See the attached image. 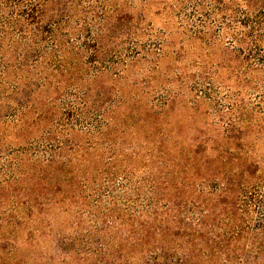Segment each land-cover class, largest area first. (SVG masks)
<instances>
[{"label": "rangeland", "instance_id": "374dc122", "mask_svg": "<svg viewBox=\"0 0 264 264\" xmlns=\"http://www.w3.org/2000/svg\"><path fill=\"white\" fill-rule=\"evenodd\" d=\"M80 1V9L90 6L87 33L71 37L62 58L53 53L42 60L35 58L30 72L22 70L16 79L11 74L5 84L0 80V90L6 94L12 86L23 91L17 96L16 109L12 104L0 105V217L17 222L13 229L20 264H59L67 257L59 255L57 238L83 235L89 227L97 234L94 224L104 219L111 220L104 234H113L117 231L113 219L127 217L128 195L116 187L114 179L109 188H102L97 178L77 189L68 186L65 192L76 193L77 199L69 196L49 215L28 207L33 204L35 180L27 145L62 139L61 128L67 127L73 128L67 140L83 142L78 130L94 122H85V111L108 110L106 120L119 130L109 131L104 141L117 139L128 145L133 140L144 147V140L153 134L151 126H159L189 152L195 139L223 141L221 126L231 121L245 134L241 136L245 152L255 158L264 152V131H259L264 128L263 114L256 107V94L240 88L235 35L229 30L240 20L246 0ZM105 29L109 40L104 39L99 51L90 54L84 44H91ZM29 82L39 87L26 102L24 94L34 88H25ZM43 82L49 90L39 92ZM50 107L52 114L45 111ZM106 141L101 144L107 149L99 148L98 154L104 155H97L98 167L111 152ZM208 150L204 153L212 155ZM14 158L22 160L23 169L7 167ZM143 162L137 161L131 171L136 178L146 175ZM112 167L116 170L119 165Z\"/></svg>", "mask_w": 264, "mask_h": 264}, {"label": "trees", "instance_id": "16d2710c", "mask_svg": "<svg viewBox=\"0 0 264 264\" xmlns=\"http://www.w3.org/2000/svg\"><path fill=\"white\" fill-rule=\"evenodd\" d=\"M80 6V0H0L1 83L11 74L16 79L22 70L30 72L35 58L42 60L50 53L62 58L71 37L87 33L90 12L86 10L90 6ZM230 27L238 53L240 88L256 94L255 104L264 122V0H246L240 20ZM106 31L91 39V44H84V49L95 55L108 37ZM28 87L34 86L29 82ZM38 87L24 94L26 102ZM40 87L39 92L49 90L46 82ZM22 93L14 86L7 94L0 90V105L12 104L16 109L17 96ZM53 110L45 108L46 113ZM107 111H85V122L94 120L78 130L86 144L67 140L73 132L67 127L61 128L62 139L30 142L26 148L35 180L33 204L28 207L36 213L49 215L69 196L77 199L76 193L65 190L82 187L90 179L102 180V188H109L114 179L116 187L128 195L127 217L113 219L117 226L113 234H104L111 221L104 219L100 225L94 224L97 234L89 227L83 235L57 238L59 255L67 257L59 264H264V152L257 158L245 152L241 137L245 134L235 123L227 121L221 126L224 142L195 139L189 152L159 126H151L153 134L144 140V147L133 140L128 145L117 139L105 140L111 152L107 151L105 164L98 167L97 155H104L98 154L99 148L107 149L101 142L109 131L119 130L106 120ZM208 149L212 155L204 153ZM141 160L146 175L136 178L131 171ZM116 162L119 167L115 170ZM13 163L7 167L24 166L21 159L14 158ZM95 205L92 207L98 208ZM92 222L96 223V218ZM16 224L12 218L0 217V264H20L14 240Z\"/></svg>", "mask_w": 264, "mask_h": 264}]
</instances>
